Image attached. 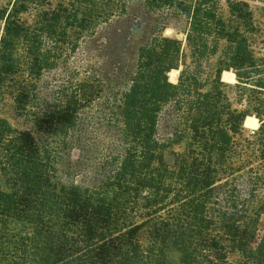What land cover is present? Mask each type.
Segmentation results:
<instances>
[{
	"label": "trees",
	"instance_id": "16d2710c",
	"mask_svg": "<svg viewBox=\"0 0 264 264\" xmlns=\"http://www.w3.org/2000/svg\"><path fill=\"white\" fill-rule=\"evenodd\" d=\"M226 4L225 14L220 0L0 8V106L9 97L25 126L0 117V264H264V57L250 45L262 33L264 49V30L247 3ZM116 21L127 29L113 41ZM135 43L125 90L105 88L90 64L49 84L105 45L118 84ZM165 118L173 143L188 137L170 160Z\"/></svg>",
	"mask_w": 264,
	"mask_h": 264
},
{
	"label": "rangeland",
	"instance_id": "374dc122",
	"mask_svg": "<svg viewBox=\"0 0 264 264\" xmlns=\"http://www.w3.org/2000/svg\"><path fill=\"white\" fill-rule=\"evenodd\" d=\"M9 1H11V0H0V8L5 7L9 3ZM226 1L227 0H220V5L222 7V11L224 14L226 12V6H227ZM230 1H242V2L247 3L249 5L252 13H253V17L256 20L257 24H259L261 29L264 30V0H230ZM32 17H33V13H30L28 15H24L23 19L30 23V21L32 20ZM156 24L157 23H153L151 21L150 25L154 26ZM159 25L160 24L158 23L156 25V27ZM175 26L180 27L181 25H178L176 23ZM176 27H171V26L166 27L163 31V36L170 37V38H173L175 40L181 41L182 42V50H183V52H185L186 56H188V52H187V50H185V36L181 33V30L176 28ZM117 28H119V29L123 28L125 30L127 29V27H125L124 24L120 23L119 21L113 22L111 24L108 32H107V36L109 39L111 38L114 41L113 32L115 31V29L118 30ZM136 31L139 32V29H136ZM262 41H263L262 33L253 35L250 38L251 49H252L253 54L256 58L264 57V49H263ZM137 46H138L137 43L130 45L129 48H130V51H132V54L130 53L128 55V63L125 64L123 73L121 75V77L124 79L121 80L120 82H118V84H116V81L114 78L115 77V68L113 65L116 63L115 52H113V50L111 48H108V46L106 47V45L102 47V50L95 52L96 57L92 58V60H86V58L84 57L82 52H78L68 62L67 66H66V70L64 72H62L61 70L55 71L54 73H52L53 75L49 76V78H47V79L50 82L49 84L52 85V84H54L53 80H56V79L60 78L61 76H62V78H64L68 75H71V74H73L71 72H73V70H75L76 68H79L80 66H83V65L85 66L86 64H90V65L95 66L94 67L95 71H93V72H95L96 75H99V78L101 80H103V83L105 84V88H107V89L111 88L114 91L125 90L126 88H128L127 87L128 82L126 81L127 77L130 75V73L132 71V61L130 60V57H132V60L136 59ZM218 56H219V54L210 59L209 64L212 68H214V65H215V62H216ZM186 60H188V59H186ZM172 71H176L178 73V70H172ZM172 71L168 74L169 81L171 83H176L177 78H178V74H177L176 80L172 81L171 76H170ZM78 80L83 81V80H85V78L80 74ZM227 84L230 85V83H227ZM207 88L208 87H206L205 89H207ZM245 107L246 106H245V101H244L242 103V106L238 107V109H243ZM0 117L7 120V122L13 128H16V129H24L25 128L22 121L15 117L14 111H13L12 101L9 97H6L2 106H0ZM243 128H244L243 138H249V135L252 132L251 130H253L252 122H250L248 120L244 124ZM175 130H176V128L174 127V125L171 122H168L166 120V118L163 121H161V124L159 127V134H160V138L162 140V144L164 145V154H165L166 160H170V158H171L170 156L172 153H180L185 148V145L188 143V137L187 136L179 144L173 143L174 142L173 140L176 139L175 136H172V134H176L174 132ZM177 136H178V134H177Z\"/></svg>",
	"mask_w": 264,
	"mask_h": 264
},
{
	"label": "bare ground",
	"instance_id": "6f19581e",
	"mask_svg": "<svg viewBox=\"0 0 264 264\" xmlns=\"http://www.w3.org/2000/svg\"><path fill=\"white\" fill-rule=\"evenodd\" d=\"M177 74L178 73L176 71H172V73L170 74L172 81H175L176 80Z\"/></svg>",
	"mask_w": 264,
	"mask_h": 264
},
{
	"label": "water",
	"instance_id": "95a60500",
	"mask_svg": "<svg viewBox=\"0 0 264 264\" xmlns=\"http://www.w3.org/2000/svg\"><path fill=\"white\" fill-rule=\"evenodd\" d=\"M179 72H180V69H178V75H179ZM178 79V78H177ZM221 80V79H220ZM222 82V81H221ZM222 83H224V82H222ZM225 84H227V83H225ZM243 125H244V123H243ZM244 127V126H243Z\"/></svg>",
	"mask_w": 264,
	"mask_h": 264
}]
</instances>
